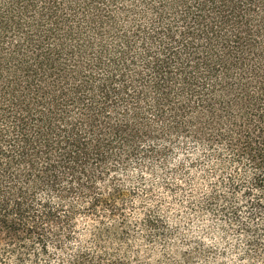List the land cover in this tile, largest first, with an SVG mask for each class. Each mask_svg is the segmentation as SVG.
<instances>
[{"label": "trees", "instance_id": "trees-1", "mask_svg": "<svg viewBox=\"0 0 264 264\" xmlns=\"http://www.w3.org/2000/svg\"><path fill=\"white\" fill-rule=\"evenodd\" d=\"M187 135L264 193V0H0V264H115L119 176Z\"/></svg>", "mask_w": 264, "mask_h": 264}, {"label": "rangeland", "instance_id": "rangeland-1", "mask_svg": "<svg viewBox=\"0 0 264 264\" xmlns=\"http://www.w3.org/2000/svg\"><path fill=\"white\" fill-rule=\"evenodd\" d=\"M181 140L164 162L153 160V170L133 164L119 176L122 214L103 218L124 238L107 247V257L115 264H264V193L254 187L255 170L223 144ZM95 220L79 216L61 253L93 248ZM29 255L24 264H34Z\"/></svg>", "mask_w": 264, "mask_h": 264}]
</instances>
